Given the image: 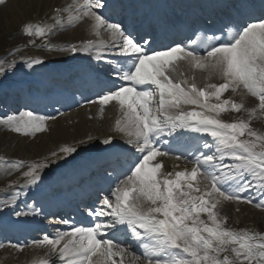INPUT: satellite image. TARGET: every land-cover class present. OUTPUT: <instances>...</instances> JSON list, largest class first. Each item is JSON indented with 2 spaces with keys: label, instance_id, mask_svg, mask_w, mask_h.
<instances>
[{
  "label": "snow or ice",
  "instance_id": "1",
  "mask_svg": "<svg viewBox=\"0 0 264 264\" xmlns=\"http://www.w3.org/2000/svg\"><path fill=\"white\" fill-rule=\"evenodd\" d=\"M6 4L0 0V6ZM225 8L219 28L205 29L211 35L193 32L187 42L158 47L152 32L115 19L109 0H70L50 6L46 19L20 25L18 33L29 38L83 26L94 39L42 47L102 63L91 68L98 91L87 103L98 106L100 118L109 106L118 115L102 138L87 134L40 159L0 155V172L10 178L0 211L11 208L13 223L29 215L16 211L21 194L27 199L49 173L81 153H95L109 181L85 206L88 224L61 217L52 225L67 230L54 227L30 244L9 242L11 249L43 250L31 264H264V231L251 224L237 227L247 215L241 205L264 213V128L254 126L264 122V0ZM44 64L38 57L19 64L0 61V78L18 67ZM55 119L20 111L0 117V126L36 137ZM186 132L211 139L173 157V145ZM169 157L177 162L172 170L165 167ZM229 205L233 216L224 211ZM25 207L33 218L43 213L35 203Z\"/></svg>",
  "mask_w": 264,
  "mask_h": 264
},
{
  "label": "bare ground",
  "instance_id": "2",
  "mask_svg": "<svg viewBox=\"0 0 264 264\" xmlns=\"http://www.w3.org/2000/svg\"><path fill=\"white\" fill-rule=\"evenodd\" d=\"M66 3H69V1L7 0V4L5 6H0V53H3L6 48L10 49L11 46L12 49H19V51L15 52L11 51L12 55L10 57L7 55L1 57L0 61H10L12 59H16L19 64L22 60L29 59V56L43 58L45 60H58L63 54L60 55L50 53L46 47H44V49H37L31 54L28 53L29 47L25 50L26 46L20 45L19 48V40H17L16 31L17 27L25 20L42 18L50 6L65 5ZM52 35H50V37H52ZM86 35L90 36L83 26L71 27L66 28L63 31H59L56 36L50 40V42L52 44L79 42L81 39H86L83 37ZM16 54L20 55V58L15 57ZM16 73H23V70L17 69ZM200 76L201 73L197 72L198 79ZM111 109L112 108H107L103 118H100L97 115L98 108L95 107V119H89L83 109L76 110L75 112H71L68 115H64L63 117L54 120V122L48 125L49 131L47 133H37L36 137L14 135L10 139L11 136L6 137L2 126H0V146L5 147L11 144L14 146V150L17 154H26V160L40 159L43 156L48 155L52 150H55L58 145L66 142L73 143L75 140L86 138L87 134H92L93 136L102 138V135L107 131L109 124L112 123V118H110ZM224 118L228 119V114H224ZM62 168L63 167L59 169L62 170ZM9 179L10 178L5 176L3 172L0 173V200L5 198V189ZM241 207L244 208L247 213L246 216L241 217V222L244 226L245 224L253 225V223H257L262 214H264L249 206L241 205ZM224 211L229 216L234 215V209L231 205L227 206ZM16 253L17 252L11 248H5L3 250L1 262L9 264H26L34 259L42 258L44 254L43 250L33 249L30 247L26 248L23 253L19 252V256H17Z\"/></svg>",
  "mask_w": 264,
  "mask_h": 264
},
{
  "label": "rangeland",
  "instance_id": "3",
  "mask_svg": "<svg viewBox=\"0 0 264 264\" xmlns=\"http://www.w3.org/2000/svg\"><path fill=\"white\" fill-rule=\"evenodd\" d=\"M254 124H255V127H256V125H258L259 128H264V124L261 125L260 122H257V121H256ZM0 138H1V137H0ZM25 155H26V154H24V153H21V154H20L21 158L25 157ZM14 156L17 157V156H19V154L15 153ZM232 216H233V215H232ZM237 226H238V227H241V226H242V222H241L239 225H237ZM255 226H257V227L259 228V230L264 231V214H262L260 220H258V222L255 223Z\"/></svg>",
  "mask_w": 264,
  "mask_h": 264
}]
</instances>
